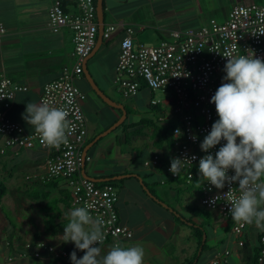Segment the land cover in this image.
I'll return each mask as SVG.
<instances>
[{
  "label": "crops",
  "instance_id": "obj_1",
  "mask_svg": "<svg viewBox=\"0 0 264 264\" xmlns=\"http://www.w3.org/2000/svg\"><path fill=\"white\" fill-rule=\"evenodd\" d=\"M232 1L227 10H222V0H103L104 27L114 24L116 29L109 40H102L95 53V55L99 53V58L94 67H97L103 75L105 60L107 62L110 58L108 64L111 67V81L117 90L113 82L115 67L119 43L126 30L132 31L131 36L135 45H156L162 40L169 39L172 31L204 27L212 19L217 21V15H224V20H226L231 7L235 4H242V0ZM54 4L66 5L64 10L69 14L76 11L72 0H0V26L4 29L0 32V76H5L14 83L27 88L25 92L16 94L6 116L18 123L26 133L35 131L22 119L27 103H39L43 85L55 79L63 68H70L73 64L72 30L64 26L58 32H53L48 26V10ZM95 55L88 60V70L90 61ZM76 85L81 87L87 95L83 103V111L84 108L88 111L91 107L96 118H98L96 108L100 106H105L106 110L111 109L118 112L117 109L107 106L96 96L83 74L76 81ZM102 91L109 95L110 88L108 92L103 88ZM147 91L150 90L142 87L138 93L136 105L129 102V106L124 107L126 112L130 111V113L127 112L124 123L127 127L134 123L132 130L137 129L138 125L135 123L140 119H150L137 109V104L143 98L141 96L144 94L147 96ZM91 93L101 102V105L92 104ZM150 94L153 96V93L150 92ZM167 106L169 108L167 112L169 111L170 115L164 114L163 109L157 118L158 121L163 122L161 126L166 122L175 121L171 117L169 102ZM149 107H151L150 104ZM99 118L100 121L105 119L101 123L104 131L119 119L110 117V114L103 119ZM116 129L123 136L122 128L117 127ZM127 130L130 131V129ZM87 132L82 151L93 141L94 130L89 132L87 127ZM150 134L151 131L144 134V137H135L148 138L150 141L148 143L141 140L142 143L145 142L142 145L144 150L149 151L142 161L153 155H158L162 159L168 158L172 148H168L165 144L160 148L156 147L157 138L152 141ZM117 138L118 135L112 138L113 142H110L112 140L105 141L99 145L102 139L100 138L86 152L89 160L84 164V173L96 179L94 183L98 186L107 183L103 179L108 178L111 181V178L125 174H138L143 178L139 170L132 165L131 156L117 147L119 143L129 147L130 144L124 142V136L122 140ZM1 147H4V139L0 135V150ZM133 150H130L131 153H134ZM0 155L4 157L0 160V173H6L0 175V181L5 185L6 191L10 192L8 201H2L6 191L0 199V264H71L70 254L76 250L75 245L71 242L64 243L62 238L64 226L68 222L65 213L72 209L69 205V193L65 183L61 180L45 183L33 179L26 180L27 176L43 172L47 151L37 145L31 148L10 147ZM95 156L98 158L96 164L92 163ZM101 156L110 163L97 167ZM146 169L144 176L146 175L147 181L151 184L169 183L170 180H166L161 171ZM22 173L23 178H20L19 175ZM18 179H23L24 183L18 184ZM123 179H126L122 181V189L125 190L126 195L120 200L119 191L116 189L118 198L116 210L120 222L127 225L133 232V238L126 244V247H142L144 249L143 264H188L190 261H193V264H209L217 255L220 257L218 264H247L250 256L247 255L248 252L243 251L242 247H238L237 241L246 238L248 250L252 251L258 247L257 235H264V231H259L253 225H249L244 234L238 237L231 232L232 220L225 219L217 211L204 209L200 204V186L203 181L199 172L188 183H172L178 195L173 206L160 201L161 199L153 193H149L145 186L139 184L138 179L130 177ZM144 187L149 195H152L153 200L151 198L145 201L139 197L140 194H146ZM21 190L24 197L18 198ZM133 199L136 201H131ZM3 203L9 205V215L12 214L16 223L9 220L4 212ZM197 229L204 231L201 243L198 240ZM37 240L66 251L68 258L55 259L47 252H43L39 259H35L30 253L21 258L17 256L24 244H34ZM204 242L205 247L201 248L199 244ZM100 249L101 255H105L110 250L108 245H103ZM76 252L78 258L84 255L79 250ZM225 252H228L226 256H224Z\"/></svg>",
  "mask_w": 264,
  "mask_h": 264
},
{
  "label": "built area",
  "instance_id": "obj_2",
  "mask_svg": "<svg viewBox=\"0 0 264 264\" xmlns=\"http://www.w3.org/2000/svg\"><path fill=\"white\" fill-rule=\"evenodd\" d=\"M73 4L76 11L70 14L59 4L52 5L48 10V26L51 31L58 32L64 26L72 30L73 64L70 68H63L55 79L43 85L39 99L68 112L67 143L58 147L49 146L41 142L35 131L26 133L18 123L10 120L6 116L7 110L11 108L16 94L25 92L27 88L0 76V135L4 139V147L0 153L3 154L10 147L31 148L35 145L46 150L48 155L43 172L27 176L26 180L33 179L40 183L63 181L68 189L71 208L87 206L94 218L103 219L105 239L98 246L108 245L110 249L119 244L126 247L133 238V232L119 220L116 189L111 184L98 186L81 173L82 147L88 134L83 111L86 93L76 85V81L83 74L84 59L95 46L98 22L95 0H73ZM115 29L114 24L104 27L102 40H109ZM3 30L0 26V32ZM131 34V30H126L119 43L113 81L117 90L124 99H133L142 87H146L151 93L158 90L170 92L171 97L165 103H170L171 117L178 123L173 129V146L168 158L153 155L144 160L142 165L161 171L166 180L188 183L199 172V159L207 154L215 157L216 151L224 143L222 141L221 145H217L209 153L200 149V143L210 132L212 124L218 120L215 105L210 100L223 82L227 58L251 55L247 52L251 50L256 58L264 60V3L235 4L223 23L212 19L208 27L172 31L169 39L156 45H135ZM149 104L155 106L159 102L152 98ZM193 136L197 139L193 140ZM193 155L197 159L185 166L179 176L170 172L172 158ZM88 160L89 157L85 156L84 162ZM233 174L229 172V175ZM231 187L238 195V184ZM228 190L227 185L224 189L217 190L203 181L200 186L201 206L232 220L226 199L210 203ZM248 226L233 222L231 232L241 237ZM237 245L241 248L243 240H238ZM259 246L258 264H264V235L260 237ZM43 251L57 259L68 258L66 251L47 246L41 241L24 244L17 256L21 258L30 253L32 257L38 258ZM227 254L225 252L224 256ZM219 261L220 257L217 255L209 264H218Z\"/></svg>",
  "mask_w": 264,
  "mask_h": 264
},
{
  "label": "clouds",
  "instance_id": "obj_3",
  "mask_svg": "<svg viewBox=\"0 0 264 264\" xmlns=\"http://www.w3.org/2000/svg\"><path fill=\"white\" fill-rule=\"evenodd\" d=\"M251 55L227 58L223 82L211 97L218 120L200 143L204 153L221 145L215 153L199 159V174L217 190L227 185L229 190L218 199H226L231 219L237 224L253 225L264 231V60ZM68 112L52 107L47 101L28 102L22 119L35 129L42 143L58 147L67 143ZM179 135V129H177ZM193 140L197 138L192 137ZM196 156L171 159L170 172L179 176ZM234 173L229 175V172ZM238 184L237 195L231 187ZM67 224L63 230L64 243H73L84 253L70 254L71 264H143L144 249L140 246L113 245L101 255L103 219L94 218L87 206L75 207L65 213Z\"/></svg>",
  "mask_w": 264,
  "mask_h": 264
},
{
  "label": "rangeland",
  "instance_id": "obj_4",
  "mask_svg": "<svg viewBox=\"0 0 264 264\" xmlns=\"http://www.w3.org/2000/svg\"><path fill=\"white\" fill-rule=\"evenodd\" d=\"M230 1L232 0H222L221 4H222V10H227L229 5H230ZM232 2H235L232 1ZM242 4H252V3H255V4H263L264 3V0H242L241 1ZM219 10H221L220 8H218ZM217 21L219 23H222L224 22V15H217L216 17ZM210 23H207L205 24V26H209ZM152 43H155V41H152ZM109 51H111L109 49ZM112 53H110L111 55ZM110 57V56H109ZM99 58V53L97 55H95L94 59L92 61H90V64H89V71L91 73V75L93 76L95 82L97 83V85L99 86V88L102 90V88L107 91L109 88H110V91L108 92L109 95H106L109 96L112 100L116 101V102H121L125 107L129 106V102H132L134 105H136V99L139 97V94L134 97L133 99H124L121 94L119 92H117V90L115 89L114 85L112 84V81H111V73H110V64H108V61L110 62V58L107 60H105V66H104V71H103V75L102 72H99L98 71V68L96 69L94 67L97 59ZM107 59V58H106ZM109 87V88H108ZM81 88V87H80ZM148 92V95L146 96V94L142 95L141 97V101L138 105V111L139 112H143L145 114L146 117H149L151 120H153L154 122H156L157 118L160 116V114H157L156 112H153V110L151 109V107H149V101H150V98L153 97L154 100L158 101L161 108L164 109V114L166 115H170L169 114V111L167 112V109L168 106H167V103H165L167 100L170 99L171 97V94L170 92L168 91H161V90H158V91H155L153 93V96L152 94H150V91H147ZM91 99H92V104L93 105H101V102L91 93ZM97 109V114H98V118L99 117H105L107 114H110V117H115V118H119L120 115L119 113L116 111V110H111V109H107L105 108V106H100L99 108H96ZM84 113H85V119H86V124H87V127H88V131H92L94 130V134H92V137L93 139L99 135L101 132H103L104 130V127L102 126L101 123H103L105 121V119H103V121H100V118H96L92 108L90 107V109L87 111V109L84 108ZM147 113V114H146ZM163 128L165 127L164 125H162ZM147 133V132H145ZM118 135V138L119 140H122L123 139V136L121 134V132L119 130L117 131H114L112 133H110L109 135H106L105 137H103L99 142V145H102V143H105V141H110L112 140V138L114 136H117ZM145 136V135H144ZM142 136V137H144ZM141 140H145L146 142H150L148 138H134L131 143H130V147L127 146V145H122L121 143L118 144V148H121L123 151H125L126 153H128V155L131 156V161H132V165L134 167H136L138 170H139V173L142 174L145 182L147 183L146 185L148 186V189L153 193V195H155L157 198L161 199L160 201H165L167 202L170 206H173L174 205V202L177 200L178 198V195L176 194L175 192V189H174V186L172 183H166V184H156V185H153L151 184L149 181H147V178H146V175L144 176V172H147L146 168H144L142 166V163H143V157L146 158L147 157V153L149 151L147 150H144V148L142 147L144 143L141 142ZM106 142V143H107ZM110 142H113L110 141ZM2 148V147H1ZM134 149V153H131V149ZM24 152V151H22ZM136 153V154H135ZM3 155H0V160L3 159ZM98 161V158L95 156V160L92 161V163L94 162V164H96V162ZM104 163H110L108 160H106L105 158H103V156H101L100 158V161H99V164L97 165V167H100V166H105L106 164ZM90 164V163H89ZM104 164V165H102ZM121 164V163H120ZM100 165V166H99ZM3 175H5L6 173H2ZM0 173V175H2ZM20 178H23V173L19 175ZM123 181V180H122ZM124 181H126V179H124ZM123 181V182H124ZM18 184H20V182L24 183V180L23 179H18L17 180ZM132 183H134L132 181ZM140 184V183H139ZM116 189L119 191V194H120V200L123 199L122 197H125V190L122 189V183L120 182H117L116 183ZM144 189V188H143ZM145 193L146 194H140L139 197H142L143 199H145V201H147V199H151L153 200V197L152 195L150 196L149 193L144 189ZM8 195H10V192L7 190L6 193H5V196L3 198L2 201H8ZM20 197H24V194L22 193V190L19 191V196L18 198ZM131 201H136V200H131ZM4 205L3 208H4V212L8 215V218L9 220H11L13 223H16V221L14 220V218L12 217V214L9 215V205H6L5 203H3ZM211 213V212H210ZM19 228V227H17Z\"/></svg>",
  "mask_w": 264,
  "mask_h": 264
},
{
  "label": "trees",
  "instance_id": "obj_5",
  "mask_svg": "<svg viewBox=\"0 0 264 264\" xmlns=\"http://www.w3.org/2000/svg\"><path fill=\"white\" fill-rule=\"evenodd\" d=\"M72 2H73V0H72ZM95 3H96V0H95ZM60 6L64 10L66 5L63 4ZM151 109L153 110V112H156L157 114H160V115H161L162 110H163L161 108L160 104L155 105V106H151ZM127 112L130 113V111H128V110H127ZM118 113L121 114V112L119 110H118ZM161 123H163V122L158 121V120L156 122H154L150 119L142 118L135 123L136 125H138L137 129L132 130V127H134V123L133 124L131 123L130 126H128V127L125 123H123L122 125L119 126V128H122V133L124 136V142H126V144H130V142L133 138L142 137V136H144V134H146L145 132L151 131V134L149 135V137L152 141L157 138L156 139L157 146L155 145L156 147L160 148L161 145L165 144V145H167L168 148H172V146H173V135H172L173 129L176 125H178V123L176 121H172V123L166 122V124L164 125L165 126L164 128H163V126H161ZM127 129H130V131H128ZM115 130H117V129H115ZM129 177L135 178V179L140 178L142 181L141 185L145 186L148 189V186L144 182L143 178H141L138 174L131 173V174H129ZM122 180H124V179L111 180L110 182H107L105 184H111L116 189V187H115L116 183L117 182L122 183ZM169 183H173V181H169ZM5 191H6V187L3 184V182L0 181V199L3 196V194L5 193ZM148 191H149V193H152L149 189H148ZM203 232L204 231L197 229V233H198L197 236H198L199 243H201ZM261 235H263V234L257 235L258 247L254 248L252 251L248 250L247 239L246 238L243 239L242 249H243V251L248 252L247 255L250 256L247 264H258V256H259V252H260L259 240H260ZM37 241H39V240H37ZM199 246H201V248H204L205 242L203 244H199ZM43 252H46V251H43ZM43 252H41L40 257H41ZM40 257H38V259ZM195 258L197 259L198 257L196 256ZM35 259H37V258H35ZM55 259H57V258H55ZM188 264H193V261L188 262Z\"/></svg>",
  "mask_w": 264,
  "mask_h": 264
},
{
  "label": "water",
  "instance_id": "obj_6",
  "mask_svg": "<svg viewBox=\"0 0 264 264\" xmlns=\"http://www.w3.org/2000/svg\"><path fill=\"white\" fill-rule=\"evenodd\" d=\"M96 17H97V22H98V34H97V38H96V43L94 48L92 49L91 53L88 55V57H86L84 59L83 62V76L86 80V82L88 83V85L90 86L91 90L96 94V96H98L107 106L113 108V109H117L121 112V115L119 117V119L113 123L108 129H106L105 131H103L102 133H100L99 135H97L93 141H91L82 151V166H81V173L82 176L92 182H95L96 179L87 176L84 173V160H85V156H86V152L87 150L94 145V143L96 141H98L100 138L105 137L106 135H108L110 132H112L114 129H116L117 127H119L120 125H122L124 123V121L126 120L127 117V112L124 109V106L122 103H117L116 101L112 100L109 96H107L100 88L99 86L96 84V82L94 81V79L92 78L88 68H87V63L88 60L91 59L95 53L97 52V50L99 49L101 43H102V33H103V29H104V20H103V0H96ZM129 177V174H125V175H120V176H116L111 178V180H120L123 178H127ZM139 183L142 184V181L140 178H137ZM106 182L110 181V179L106 178L103 179ZM145 189V187H144ZM205 238V235L203 236V239Z\"/></svg>",
  "mask_w": 264,
  "mask_h": 264
},
{
  "label": "flooded vegetation",
  "instance_id": "obj_7",
  "mask_svg": "<svg viewBox=\"0 0 264 264\" xmlns=\"http://www.w3.org/2000/svg\"><path fill=\"white\" fill-rule=\"evenodd\" d=\"M86 98H87V95H86ZM117 103H119V102H117ZM121 103V102H120ZM124 106V105H123ZM125 107V106H124Z\"/></svg>",
  "mask_w": 264,
  "mask_h": 264
}]
</instances>
